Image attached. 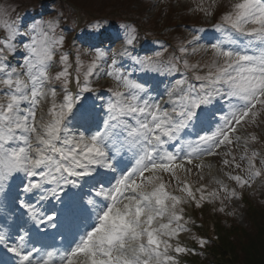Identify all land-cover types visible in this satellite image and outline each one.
Returning a JSON list of instances; mask_svg holds the SVG:
<instances>
[{
    "label": "snow or ice",
    "instance_id": "1",
    "mask_svg": "<svg viewBox=\"0 0 264 264\" xmlns=\"http://www.w3.org/2000/svg\"><path fill=\"white\" fill-rule=\"evenodd\" d=\"M216 5L201 0L195 10L211 17ZM120 27L124 45L134 46L136 27ZM59 28L57 18L25 24L0 9V198L24 210L0 230V246L14 254L15 264H179L178 256L191 251L180 234L195 223L185 208L219 201L214 211L223 212L224 199L241 197L219 178L216 189L194 188L186 164L203 179V168L211 167L203 158L222 155L223 175L241 189L264 175L259 153L248 148L259 138L237 135L264 112V0H230L212 25L219 34L214 42L199 44L205 28H194L198 34L167 59L163 45L145 56L124 47L119 55L130 64L116 53L108 64L100 49L88 62L77 52L75 94ZM58 51L60 70L53 74ZM200 52L208 54L203 62L187 58ZM138 72L147 78L133 79ZM105 74L115 85L107 98L92 87V78ZM156 77L166 78L167 99H157L162 81ZM85 93H96L99 102L85 107ZM210 123L213 130L198 134ZM242 139L237 162L231 148ZM42 225L63 229L61 247L44 251L32 243ZM191 238L201 247L209 243Z\"/></svg>",
    "mask_w": 264,
    "mask_h": 264
},
{
    "label": "rangeland",
    "instance_id": "2",
    "mask_svg": "<svg viewBox=\"0 0 264 264\" xmlns=\"http://www.w3.org/2000/svg\"><path fill=\"white\" fill-rule=\"evenodd\" d=\"M201 3V0H0V9L7 7L11 15L16 14L17 11H35L41 9V13L37 17L25 18V24L30 23L33 19H48V18H57L59 20L60 28L58 29V34H62L65 37L63 48L60 51L67 52L69 54L70 62L72 63V70L75 76V59L76 53H80V57L83 61L88 62L94 56V53L97 49L103 50L108 53L107 63H111L113 53H116V59L119 61L120 55L123 48V42L125 35L121 27L109 26L110 13L115 12L126 17L136 18L137 23L142 28V22L144 24V29L152 28L153 31L159 32L160 36L168 37L172 43L177 46L179 43H182L184 40L190 39L192 35H196L193 31L194 28H200L212 25L219 18L220 14L225 11L230 3V0H217V5L213 9V15L211 17L205 16L203 12L195 10L197 5ZM205 7H211V0H204ZM142 14L144 16L143 21L141 20ZM105 16L104 20L101 21V26L103 28L94 29L91 25H94V21L88 19L98 18ZM33 18V19H32ZM142 21V22H141ZM66 22H69L72 26ZM85 22V23H84ZM88 22V23H86ZM84 23V24H83ZM135 23V26L138 28V24ZM98 24V22H96ZM86 25L87 31L82 32L81 27ZM136 28V29H137ZM80 29V31L78 30ZM105 29L106 32L103 35L100 34V30ZM63 31V33L60 32ZM113 30L115 32H113ZM120 30V31H119ZM138 31V30H137ZM112 32V33H111ZM146 32V30H145ZM2 34V33H0ZM203 38L199 41V44L208 45L211 43V40L214 35L210 33V30L205 29L204 33H200ZM207 40V41H206ZM210 41V42H208ZM153 46L146 48L144 55H153L155 51H162L163 48L161 45L166 46L163 41H156L152 43ZM142 45V40L135 43L133 48H139ZM190 47H195L192 45ZM60 51L56 54V64L50 70L53 74L60 70L59 65V55ZM179 55V53L177 54ZM191 62H196L200 60L203 62L208 58V54L200 52L195 55H190L187 57ZM22 59V56L19 57ZM13 63H16V59L13 60ZM122 63V62H121ZM128 59L126 63L130 64ZM18 66V65H17ZM106 67L105 65H102ZM191 77V73H189ZM82 79V78H81ZM162 82L159 85L158 92L159 95L157 99H167L164 95L165 92V81L160 79ZM154 83V80L150 81ZM70 90L75 94L77 92L73 80L71 81ZM92 87L97 89L101 95L107 98L109 95L103 90H108L114 88V82L107 75L92 78ZM58 92V101L62 100V94L59 84L56 85ZM91 99L84 100V106L87 107L91 101L96 100L98 103L96 93L90 94ZM219 107V106H218ZM218 115V113H217ZM215 128V123H210L205 126L203 129H198V134H202L204 131L210 132ZM250 133H254L260 140H264V112H262L258 119L257 123L251 126L245 125V127L239 129L237 135L241 137H246ZM184 139H195V136H185ZM258 139V140H259ZM255 146H259L258 142H249L248 148L249 152L251 150H256ZM227 148H222L220 151H227ZM245 150L244 140L242 139L239 145L234 144L231 148V151L235 154L237 162L240 161V156ZM221 156H212L204 157V163L206 165H211V167H204L202 170L203 179H200L201 173H198L194 165H187L186 167L192 168V173L188 177L189 181L194 184V187H199L201 184L207 185L208 189L218 188V185L215 183V179H223L230 188H235L237 192L241 193L240 198L224 199L225 210L214 211V209L220 208V202H207L208 206L211 208L209 211L212 217L225 215V217L232 218L235 222L244 226L245 224V207L242 203V196H247V198L255 203L257 206L262 204L264 201V175L256 178L251 186H245L244 188H239L235 185V182L230 181L223 175L221 171L222 159ZM260 159H263V155L259 154L256 165L258 168L264 167L260 165ZM194 163H199V161H194ZM224 171H233L234 174L238 173L237 169L225 168ZM164 179L167 181L169 176L164 174ZM173 182V187H174ZM221 197L224 196V193H220ZM192 205L186 207V212H190ZM231 213V214H230ZM222 221V220H221ZM189 232L181 233L180 240L186 241L190 238ZM213 242L218 244V241L213 238ZM209 247V245H207ZM209 249V248H208Z\"/></svg>",
    "mask_w": 264,
    "mask_h": 264
},
{
    "label": "trees",
    "instance_id": "3",
    "mask_svg": "<svg viewBox=\"0 0 264 264\" xmlns=\"http://www.w3.org/2000/svg\"><path fill=\"white\" fill-rule=\"evenodd\" d=\"M257 142L259 146L255 149L264 159V140ZM242 203L246 216L244 226L225 217L226 214L212 217L207 202L200 207L194 205L192 213L186 214L195 222L189 225L191 237L195 234L209 243L201 247L192 238L182 243L191 251L178 256L179 264H264V201L257 206L242 196Z\"/></svg>",
    "mask_w": 264,
    "mask_h": 264
}]
</instances>
